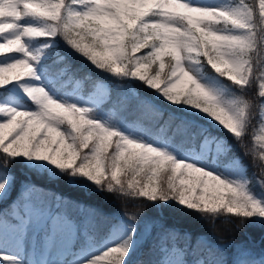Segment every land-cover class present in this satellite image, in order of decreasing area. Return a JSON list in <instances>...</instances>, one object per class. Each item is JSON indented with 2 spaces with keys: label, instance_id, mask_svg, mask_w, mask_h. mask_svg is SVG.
Returning a JSON list of instances; mask_svg holds the SVG:
<instances>
[{
  "label": "snow or ice",
  "instance_id": "1",
  "mask_svg": "<svg viewBox=\"0 0 264 264\" xmlns=\"http://www.w3.org/2000/svg\"><path fill=\"white\" fill-rule=\"evenodd\" d=\"M254 87L264 100V0H0V264H264ZM15 166L43 182L13 197ZM92 197L259 237L214 245L162 217L141 232L142 212L125 226Z\"/></svg>",
  "mask_w": 264,
  "mask_h": 264
},
{
  "label": "trees",
  "instance_id": "2",
  "mask_svg": "<svg viewBox=\"0 0 264 264\" xmlns=\"http://www.w3.org/2000/svg\"><path fill=\"white\" fill-rule=\"evenodd\" d=\"M76 63L78 65H83L86 71L89 70L88 65L83 60L77 59ZM146 94L151 95L150 92ZM249 98L253 100L255 105V116L252 121V126L249 128V135L246 137V142L251 145L253 134H259L260 131V119L258 117V112L261 109V106L264 105V100L259 98L257 94V87H254L249 93ZM129 126H135V122L131 117H129ZM245 163L249 164L247 175L249 178L254 180V191L257 192L261 190L264 192V189H262L259 184L255 183L257 179L264 180V175H262L261 169L258 167H253L250 163V158H246ZM12 172L15 176V187L12 192L13 197L16 195V190L19 188L20 184L29 178L36 181L37 183L43 182L42 178L31 175L20 166H15L12 169ZM253 173L256 174L255 177H253ZM87 203L92 204L106 215H115L119 217L124 221L125 224L130 223L124 219L125 212H142L143 214L139 219V228L141 232L143 231L146 222L153 221L157 217H162L169 224L176 225L184 231L191 232L194 237L201 236L202 238H206L207 241H210L214 245H234L240 243L249 236H253L257 239L259 237V230L253 227L246 228L243 231H236L232 224H225L221 220H217L215 226L213 227L212 224L206 220H202L199 216L193 213L184 214L176 210L174 207L165 211H160L143 199L129 200L126 207L120 200L114 199L112 197H108L106 199L102 197H92L87 199ZM107 235L108 233L106 231L102 232L101 236L94 241V244L100 243Z\"/></svg>",
  "mask_w": 264,
  "mask_h": 264
},
{
  "label": "rangeland",
  "instance_id": "3",
  "mask_svg": "<svg viewBox=\"0 0 264 264\" xmlns=\"http://www.w3.org/2000/svg\"><path fill=\"white\" fill-rule=\"evenodd\" d=\"M258 117H259V119H260V122H259V124L261 123V111L259 110V112H258ZM256 193H258V194H261V193H264L263 191H261V190H259V191H257ZM124 225L126 226L127 224H125L124 223ZM108 236H109V234L100 242V243H98V244H95V246L97 247V248H99V247H102L103 246V243L105 242V240H107V238H108ZM9 251H11L10 249H9Z\"/></svg>",
  "mask_w": 264,
  "mask_h": 264
}]
</instances>
